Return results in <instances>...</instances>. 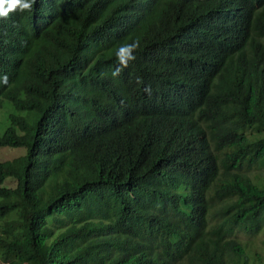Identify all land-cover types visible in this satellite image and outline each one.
Listing matches in <instances>:
<instances>
[{
  "label": "trees",
  "instance_id": "trees-1",
  "mask_svg": "<svg viewBox=\"0 0 264 264\" xmlns=\"http://www.w3.org/2000/svg\"><path fill=\"white\" fill-rule=\"evenodd\" d=\"M2 100L0 262L264 264V0H35Z\"/></svg>",
  "mask_w": 264,
  "mask_h": 264
},
{
  "label": "clouds",
  "instance_id": "clouds-1",
  "mask_svg": "<svg viewBox=\"0 0 264 264\" xmlns=\"http://www.w3.org/2000/svg\"><path fill=\"white\" fill-rule=\"evenodd\" d=\"M35 0H0V18H8L13 12L32 11ZM140 47L139 40H133L131 43H122L115 51V57L118 67L112 72V76L118 77L123 69L129 66V63L136 60L134 54ZM8 77H3V82L7 83Z\"/></svg>",
  "mask_w": 264,
  "mask_h": 264
},
{
  "label": "rangeland",
  "instance_id": "rangeland-1",
  "mask_svg": "<svg viewBox=\"0 0 264 264\" xmlns=\"http://www.w3.org/2000/svg\"><path fill=\"white\" fill-rule=\"evenodd\" d=\"M26 113L27 112H16L8 101L2 100L0 102V136H2L4 132L7 130V128L11 125L9 119L11 115L16 114V115L25 116ZM22 154H24V148L22 147H17V148H12L8 146L0 147V160L13 159ZM11 179L12 178H8L7 181L5 182V185ZM8 185H14V180L10 181ZM0 264H5V263L0 262Z\"/></svg>",
  "mask_w": 264,
  "mask_h": 264
}]
</instances>
